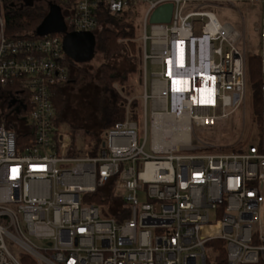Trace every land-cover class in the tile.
I'll return each mask as SVG.
<instances>
[{
  "label": "built area",
  "instance_id": "obj_1",
  "mask_svg": "<svg viewBox=\"0 0 264 264\" xmlns=\"http://www.w3.org/2000/svg\"><path fill=\"white\" fill-rule=\"evenodd\" d=\"M53 3L68 33L94 34L100 8L140 15L143 103L129 101L99 145L72 154L52 101L53 87L69 82L64 35L6 36L0 0V264H207L213 241L225 244L228 264H264V114L259 145L227 153L192 143L196 130L239 111L245 126L249 62L258 56L244 31L207 9L261 6L264 101V0ZM165 4L171 21L151 24ZM148 65L159 68L150 82ZM104 191L111 201L89 200Z\"/></svg>",
  "mask_w": 264,
  "mask_h": 264
},
{
  "label": "trees",
  "instance_id": "obj_2",
  "mask_svg": "<svg viewBox=\"0 0 264 264\" xmlns=\"http://www.w3.org/2000/svg\"><path fill=\"white\" fill-rule=\"evenodd\" d=\"M12 0H3L5 34L10 38L33 37L36 30L47 15L46 9L39 5L19 7L11 5ZM69 0L65 8L70 5ZM137 14L128 11L119 15H112L104 8L98 11L99 26L94 32L98 43L97 49L104 56L105 61L100 65L98 72L94 75L89 71L80 68L79 64L68 58L69 65L74 68L77 74L74 76L75 85L82 82L90 84L96 81L99 85L100 97L96 101L93 109L94 120L91 124L78 125L68 117L69 82L53 87V103L56 111V121L59 126H68L73 137V149L75 154L78 150L76 146L77 133L79 136L100 144V136L106 130L112 128L116 123L123 122L126 117V102L119 95L114 85L123 86L127 76L138 71L140 58L138 47L135 42L138 38V28L133 22ZM115 63H114V62ZM69 68V78L72 76ZM250 86L253 90L254 106L256 108L257 121L259 127L264 114V101L260 92V82L262 77L261 60L259 56L252 57L249 62ZM95 102V100H94ZM133 108H136L135 106ZM138 115H132L137 119ZM85 139V140H86ZM19 145L24 141L19 139ZM85 142V141H84ZM93 203L100 204L111 201V195L107 192H99L91 197ZM212 253L207 264H228L225 244L222 241H213L209 244Z\"/></svg>",
  "mask_w": 264,
  "mask_h": 264
},
{
  "label": "rangeland",
  "instance_id": "obj_3",
  "mask_svg": "<svg viewBox=\"0 0 264 264\" xmlns=\"http://www.w3.org/2000/svg\"><path fill=\"white\" fill-rule=\"evenodd\" d=\"M32 1L34 0H12L11 5L19 6V4L21 3L30 5ZM53 2L54 0H36V5L43 7L48 12L50 4ZM243 6V4H237L235 5L236 8H234L233 6H229L228 4H223V8H209L207 9V11L214 13L216 17L223 23H231L241 33H243L244 31L246 35L247 44L251 47V54H256L259 56L261 46L257 28L260 23L259 18L262 15V9L259 4H246V7L244 8ZM139 16L140 15H138L133 20V22L138 28V38L135 41L137 43L138 55L140 58L138 71L129 74L123 86H120L118 84L114 85L119 95L126 102V106L130 104L129 101H132V107L142 106V100L137 101L136 98L144 92V88L140 83V73L142 70L143 62L141 42L139 40L140 36L142 35L141 18ZM242 17H244V24L242 22ZM104 61V56L98 51L96 47V53L94 58L87 63L79 64V67L95 75L98 72L100 65ZM70 71L72 72V76L69 78L68 85L71 86L68 88L67 91L68 96L70 97L69 109L67 111L68 117H70V120H72L76 124L85 126L91 124L94 120L92 112L94 109L93 105H96L95 103L97 100H99L100 97V91L98 89L99 85L96 81L91 82L90 84L82 82L80 84L75 85L74 76L77 73L74 72L75 70L71 66ZM153 72H159V68L152 65H148L149 82L151 80ZM60 129L63 132L70 133V128L68 126H60ZM77 134L78 135L76 138V146L79 150H83V148H85V145H87L88 142H90L91 140L79 136V133ZM139 135L140 137L141 135H143V122L141 121H139ZM259 142V123L257 121L256 108L254 106L253 100V90L251 86H249L248 89L247 116L245 120V126L243 113L239 111L235 115L231 116L229 119L220 121L214 128L196 130L195 138H192V143L194 146H198L200 143H202L205 146H211L212 148L208 150H211L212 152L227 153L239 152L243 147L246 150L249 144L259 145ZM147 152H149V147L147 148Z\"/></svg>",
  "mask_w": 264,
  "mask_h": 264
},
{
  "label": "water",
  "instance_id": "obj_4",
  "mask_svg": "<svg viewBox=\"0 0 264 264\" xmlns=\"http://www.w3.org/2000/svg\"><path fill=\"white\" fill-rule=\"evenodd\" d=\"M172 4L160 6L151 16V24H167L171 21ZM36 36L43 38L62 34L64 53L78 64L91 61L96 53L97 40L93 33H68L61 8L51 3L46 17L36 30Z\"/></svg>",
  "mask_w": 264,
  "mask_h": 264
},
{
  "label": "bare ground",
  "instance_id": "obj_5",
  "mask_svg": "<svg viewBox=\"0 0 264 264\" xmlns=\"http://www.w3.org/2000/svg\"><path fill=\"white\" fill-rule=\"evenodd\" d=\"M183 128V131H181L180 133H178L179 134V136H180V138L182 139V143L181 142H179V143H177V144H186V145H188L189 144V133H188V131L186 132L185 131V128L184 127H182ZM176 143H173V146H176L177 145Z\"/></svg>",
  "mask_w": 264,
  "mask_h": 264
},
{
  "label": "flooded vegetation",
  "instance_id": "obj_6",
  "mask_svg": "<svg viewBox=\"0 0 264 264\" xmlns=\"http://www.w3.org/2000/svg\"><path fill=\"white\" fill-rule=\"evenodd\" d=\"M35 4H36V0L32 1V3L30 5H35ZM30 5H27L24 3L19 4L20 7H26V6H30ZM15 6H17V5H15Z\"/></svg>",
  "mask_w": 264,
  "mask_h": 264
}]
</instances>
